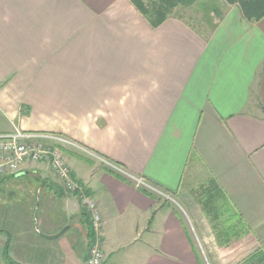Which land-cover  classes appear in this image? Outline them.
<instances>
[{"label": "crops", "instance_id": "0c3cea01", "mask_svg": "<svg viewBox=\"0 0 264 264\" xmlns=\"http://www.w3.org/2000/svg\"><path fill=\"white\" fill-rule=\"evenodd\" d=\"M217 15L201 33L172 13L152 26L133 0H0V79L12 81L0 131L65 134L177 198L72 152L103 217L104 264H203L197 239L218 251L264 224V17L237 3ZM19 173L0 189L26 177V264H85L93 234L77 195L43 163Z\"/></svg>", "mask_w": 264, "mask_h": 264}, {"label": "rangeland", "instance_id": "374dc122", "mask_svg": "<svg viewBox=\"0 0 264 264\" xmlns=\"http://www.w3.org/2000/svg\"><path fill=\"white\" fill-rule=\"evenodd\" d=\"M144 3L149 5L148 0H144ZM224 4H226L224 0H194L191 4L179 2L172 10L169 11V14L172 13L175 16L188 21L196 29L201 31V33H208L207 29L212 26L214 17L218 16L217 14L220 13ZM211 13L212 15H209ZM144 17L148 19L146 16ZM10 82L12 81L0 79V87L6 85L9 87V84H11ZM19 106H22V104ZM5 122L6 121L0 112V129L2 128V124ZM86 149L89 150L88 148ZM65 151L66 161H68L69 155L72 154V152L84 154V158L85 156L87 158H93L87 153L79 152L70 147H67ZM93 159L98 162L96 158ZM55 179L65 192L76 194L80 200L77 192L65 189L56 177ZM47 180L50 185L58 186L56 185L53 177L47 176ZM170 197V200H162L169 202H172L173 200L177 201L176 197ZM81 206L83 207L82 204ZM34 210H36V207L33 208V211ZM1 233H4V235L0 238L2 243L5 241V238L9 237L10 239L9 255L11 259L21 264H26V177L13 181L8 186L0 189V234ZM255 233L256 235L253 233V237L245 240L228 239L225 242L223 241V244L227 246L229 245V247H225L218 251L217 249L215 251L211 247L209 240L204 243L201 239H197V244H201L200 249L198 244L199 258L203 264H246L245 262H247V260L250 263L252 262L251 264H264V224L259 228V230H256ZM31 257L33 261H38L39 259L38 254H32ZM132 257L135 258V256ZM118 258L119 256L113 254L108 263H111L112 260L114 262ZM128 264L134 263L130 262Z\"/></svg>", "mask_w": 264, "mask_h": 264}, {"label": "built area", "instance_id": "2783aa9c", "mask_svg": "<svg viewBox=\"0 0 264 264\" xmlns=\"http://www.w3.org/2000/svg\"><path fill=\"white\" fill-rule=\"evenodd\" d=\"M67 147L96 158L103 166L122 176L137 189L164 200H170L171 195L140 176L127 172L118 164L87 150L65 134L23 130L14 124L10 130L0 131V180L20 174L26 162L47 164L48 169L65 189L79 194L81 204L89 216L93 240L89 246L85 264H104L106 256L101 242L104 222L98 201L94 195L86 192L85 188L72 178L71 168L65 157Z\"/></svg>", "mask_w": 264, "mask_h": 264}, {"label": "trees", "instance_id": "16d2710c", "mask_svg": "<svg viewBox=\"0 0 264 264\" xmlns=\"http://www.w3.org/2000/svg\"><path fill=\"white\" fill-rule=\"evenodd\" d=\"M139 11L148 18L152 26L159 25L169 15V11L172 10L179 2L185 4H191L194 0H148L149 5L144 3V0H133ZM227 4L237 3L242 11V15L247 20H259L264 17V0H224ZM103 168L115 176H119L109 168L103 166ZM199 189V188H198ZM198 191V190H196ZM146 192V191H143ZM147 193V192H146ZM150 196L152 194L148 193ZM213 197L212 193L206 197L207 201L202 204V207L206 211L211 210V207H207L209 199ZM10 239L8 237L4 246L2 258L5 264H21L11 259L9 255L8 243Z\"/></svg>", "mask_w": 264, "mask_h": 264}, {"label": "water", "instance_id": "95a60500", "mask_svg": "<svg viewBox=\"0 0 264 264\" xmlns=\"http://www.w3.org/2000/svg\"><path fill=\"white\" fill-rule=\"evenodd\" d=\"M64 231V229H62L59 233H62ZM59 234H57V235H55V236H45V235H42V236H44V237H46V238H55V237H57Z\"/></svg>", "mask_w": 264, "mask_h": 264}]
</instances>
